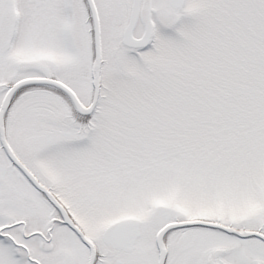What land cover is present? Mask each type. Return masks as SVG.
<instances>
[{"label":"snow or ice","instance_id":"obj_1","mask_svg":"<svg viewBox=\"0 0 264 264\" xmlns=\"http://www.w3.org/2000/svg\"><path fill=\"white\" fill-rule=\"evenodd\" d=\"M0 264H264V0H0Z\"/></svg>","mask_w":264,"mask_h":264}]
</instances>
